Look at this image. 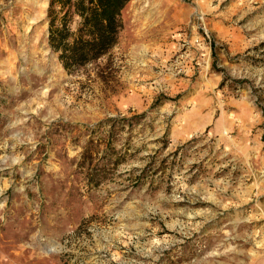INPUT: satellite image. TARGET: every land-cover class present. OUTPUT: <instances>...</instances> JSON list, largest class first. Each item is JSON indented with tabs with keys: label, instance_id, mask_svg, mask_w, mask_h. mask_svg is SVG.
Here are the masks:
<instances>
[{
	"label": "rangeland",
	"instance_id": "rangeland-1",
	"mask_svg": "<svg viewBox=\"0 0 264 264\" xmlns=\"http://www.w3.org/2000/svg\"><path fill=\"white\" fill-rule=\"evenodd\" d=\"M49 4L43 78L0 55V264H264V0H130L72 71Z\"/></svg>",
	"mask_w": 264,
	"mask_h": 264
},
{
	"label": "trees",
	"instance_id": "trees-1",
	"mask_svg": "<svg viewBox=\"0 0 264 264\" xmlns=\"http://www.w3.org/2000/svg\"><path fill=\"white\" fill-rule=\"evenodd\" d=\"M129 1L50 0L49 43L67 70L110 52L124 28L122 12Z\"/></svg>",
	"mask_w": 264,
	"mask_h": 264
},
{
	"label": "bare ground",
	"instance_id": "bare-ground-1",
	"mask_svg": "<svg viewBox=\"0 0 264 264\" xmlns=\"http://www.w3.org/2000/svg\"><path fill=\"white\" fill-rule=\"evenodd\" d=\"M48 3L49 0H16L15 6L19 8L18 13L16 12L18 17H16L15 22L18 27L17 46L19 49L15 52L11 47L5 46L0 48V55L6 53L11 56L10 66L12 67L8 70V74H10L11 77H17V75L13 74L12 70L14 66L21 64L29 66L32 73L40 80L43 78L42 75L44 74V70H47L50 65L52 57L50 58L51 53L47 47L46 20ZM14 13L15 12H13V14ZM19 70L17 73L20 71H22V73L27 71L26 68ZM48 91L49 88L47 84L43 88L40 96L42 98L46 97Z\"/></svg>",
	"mask_w": 264,
	"mask_h": 264
}]
</instances>
